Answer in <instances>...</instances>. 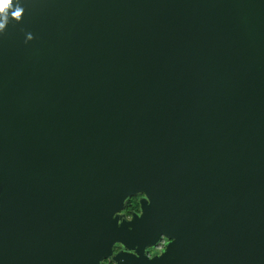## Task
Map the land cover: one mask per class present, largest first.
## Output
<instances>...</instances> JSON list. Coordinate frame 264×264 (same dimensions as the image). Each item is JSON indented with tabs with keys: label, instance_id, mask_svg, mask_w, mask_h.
Instances as JSON below:
<instances>
[{
	"label": "water",
	"instance_id": "95a60500",
	"mask_svg": "<svg viewBox=\"0 0 264 264\" xmlns=\"http://www.w3.org/2000/svg\"><path fill=\"white\" fill-rule=\"evenodd\" d=\"M6 15L0 264H264V0Z\"/></svg>",
	"mask_w": 264,
	"mask_h": 264
},
{
	"label": "flooded vegetation",
	"instance_id": "af4514ba",
	"mask_svg": "<svg viewBox=\"0 0 264 264\" xmlns=\"http://www.w3.org/2000/svg\"><path fill=\"white\" fill-rule=\"evenodd\" d=\"M139 198L142 199L143 195H136V196L129 198L131 199L130 203H126L128 199L124 202L122 210L117 214L119 217V221L130 220L132 216L135 214L140 215L141 211H140L139 203H138ZM136 201H137L136 203L137 205L135 204ZM168 242L169 240H167L166 238L164 237L161 238L154 246L146 248L145 255L148 258H152V257L160 255L164 251V248ZM125 251L126 250L123 246H120L119 244H115L112 248V255L108 259L104 260L102 263L106 262V264H114L113 257L115 256V254H117L118 252H125ZM129 252L134 253V250H131Z\"/></svg>",
	"mask_w": 264,
	"mask_h": 264
},
{
	"label": "clouds",
	"instance_id": "9594fccd",
	"mask_svg": "<svg viewBox=\"0 0 264 264\" xmlns=\"http://www.w3.org/2000/svg\"><path fill=\"white\" fill-rule=\"evenodd\" d=\"M11 4H12V0H0V18H2V20L4 21L3 23H0V28H3L4 23L7 22L8 17L6 13ZM22 12H23V9L20 7H17L11 12V16L14 19L19 20L20 17L22 16Z\"/></svg>",
	"mask_w": 264,
	"mask_h": 264
},
{
	"label": "trees",
	"instance_id": "16d2710c",
	"mask_svg": "<svg viewBox=\"0 0 264 264\" xmlns=\"http://www.w3.org/2000/svg\"><path fill=\"white\" fill-rule=\"evenodd\" d=\"M133 200V199H132ZM130 201H131V199H128L127 201H126V203H130ZM137 203V201L135 202V204ZM137 205V204H136ZM102 264H106V262H104V263H102Z\"/></svg>",
	"mask_w": 264,
	"mask_h": 264
},
{
	"label": "rangeland",
	"instance_id": "374dc122",
	"mask_svg": "<svg viewBox=\"0 0 264 264\" xmlns=\"http://www.w3.org/2000/svg\"><path fill=\"white\" fill-rule=\"evenodd\" d=\"M141 200H142V199L139 198V199H138V203H140Z\"/></svg>",
	"mask_w": 264,
	"mask_h": 264
}]
</instances>
